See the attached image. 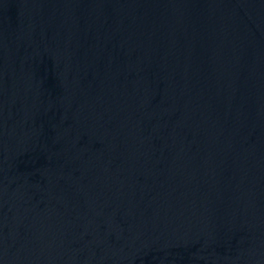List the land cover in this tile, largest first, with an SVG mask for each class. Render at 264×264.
<instances>
[{"label":"water","instance_id":"1","mask_svg":"<svg viewBox=\"0 0 264 264\" xmlns=\"http://www.w3.org/2000/svg\"><path fill=\"white\" fill-rule=\"evenodd\" d=\"M0 264H264V0H0Z\"/></svg>","mask_w":264,"mask_h":264}]
</instances>
